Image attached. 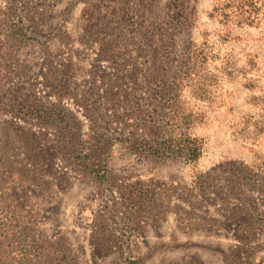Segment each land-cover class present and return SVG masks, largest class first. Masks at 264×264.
<instances>
[{"label": "trees", "instance_id": "obj_1", "mask_svg": "<svg viewBox=\"0 0 264 264\" xmlns=\"http://www.w3.org/2000/svg\"><path fill=\"white\" fill-rule=\"evenodd\" d=\"M16 1L9 0L6 24L7 42L14 50L35 39ZM213 11L224 23L264 25V0H219ZM130 21L128 31L133 32L139 23L134 16ZM168 22L172 28L158 25L154 46L162 64L143 83L135 81V73L128 74L133 80L123 93L115 82L106 84L103 94L94 87L78 92L74 83L52 86L54 99L18 93L6 98L0 83V110L5 115L0 118V264H77L63 235L52 237L39 230L40 211L31 204V198L45 197L55 181L67 186L71 173L90 178L105 199L101 211L87 214L83 209L78 216L81 225L89 226L97 253L113 247L126 251L131 233L141 223L167 211L184 231L216 227L218 222L211 224L197 210L217 199L233 201L224 208V218L228 227H234L248 259L257 234L264 247V210L259 206L264 208V155L249 162L225 159L209 170L199 167L205 139L197 130L208 118L218 73L231 76L234 60L221 54L215 42L205 40L188 41L179 63H174V36L189 25L178 0L171 3ZM88 33L91 40L108 43L106 34ZM48 69L52 75L55 68L49 63ZM67 98L76 107L68 105ZM253 104L257 113L246 115L242 122L245 138L264 133V97L254 98ZM115 143L138 159L182 161L189 169V183L126 177L125 183H115L107 166ZM115 187L124 208L121 216L113 197ZM119 228L125 229V244L110 238Z\"/></svg>", "mask_w": 264, "mask_h": 264}, {"label": "rangeland", "instance_id": "obj_2", "mask_svg": "<svg viewBox=\"0 0 264 264\" xmlns=\"http://www.w3.org/2000/svg\"><path fill=\"white\" fill-rule=\"evenodd\" d=\"M172 1L17 0V11L35 39L14 50L6 36L9 0H0V83L6 98L18 93L54 99L52 86L74 83L78 92L94 87L103 94L106 84L115 82L123 93L131 85V73H135L136 82H145L162 64L154 46L158 25L173 27L167 23ZM178 1L189 25L174 36V63H179L181 49L188 41L200 44L205 40L215 42L221 54L234 60L231 76L218 73L208 118L197 130L205 139L199 167L209 170L225 159L249 162L258 154L264 155V133L245 138L241 130L244 117L258 111L254 98L264 97V25L224 23L218 11H213L219 0ZM131 16L139 23L133 32L128 31ZM89 31L106 34L108 43L91 40ZM49 63L55 68L52 75ZM65 101L76 107L71 98ZM1 117L5 115L0 110ZM46 130L51 131V127ZM107 166L117 184L125 183V177L154 183L190 181L189 169L182 161L138 159L118 143L111 148ZM68 180L67 186L55 181L45 197H33L31 204L40 211L39 230L52 237L63 235L77 264H264L261 235L252 238L249 246L253 252L248 259L247 252L239 248L242 244L234 227H228L224 218V208L233 201L221 199L207 201L197 210L211 224L218 222L216 227L204 225L184 231L177 227L173 212L167 211L160 218L141 223L131 233L126 251L113 247L97 253L89 226L81 225L78 216L83 209L87 214L101 211L105 199L96 193L90 178L71 173ZM113 197L121 216L124 208L116 187ZM259 206L264 210L262 204ZM110 238L125 244V229Z\"/></svg>", "mask_w": 264, "mask_h": 264}]
</instances>
